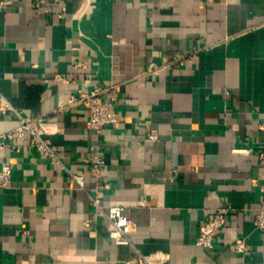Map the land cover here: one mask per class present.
I'll return each mask as SVG.
<instances>
[{
  "label": "crops",
  "instance_id": "1",
  "mask_svg": "<svg viewBox=\"0 0 264 264\" xmlns=\"http://www.w3.org/2000/svg\"><path fill=\"white\" fill-rule=\"evenodd\" d=\"M92 90L118 113L100 132L68 103ZM0 94L14 107L0 132L41 117L59 160L27 134L19 150H0L12 169L0 187V264H136L134 247L167 253L164 264H264L253 224L264 194V0H0ZM90 196L124 207L132 245L114 243ZM221 207L229 218L212 246L196 244ZM239 237L244 253L231 248Z\"/></svg>",
  "mask_w": 264,
  "mask_h": 264
},
{
  "label": "built area",
  "instance_id": "2",
  "mask_svg": "<svg viewBox=\"0 0 264 264\" xmlns=\"http://www.w3.org/2000/svg\"><path fill=\"white\" fill-rule=\"evenodd\" d=\"M49 0H33V8L39 9ZM153 69V64L150 65ZM69 104L82 105L88 110L87 126L90 129L100 132L107 125L115 123L118 119V113L115 111L112 103L102 101L100 91L92 90L89 92H79L77 95H71L68 100ZM7 110H14L10 102L0 94V113H5ZM49 123L41 118H29L23 115L18 116L17 125L8 131L0 132V150L9 147L10 149L19 150V141L27 134L31 145L37 153L44 158H49L52 161H59L54 152L52 143L48 134L51 130ZM150 138L155 139L156 135L150 133ZM8 140V141H7ZM100 159L93 158L92 171L97 175L100 170ZM11 166L7 162L0 165V187H5L10 183ZM71 180L78 187L83 188V178L70 171H67ZM90 202L94 208V217L101 218L107 228L108 236L116 244H131L128 234L135 230V223L126 214L124 207L119 205L104 206L96 197L90 196ZM229 207H221L215 210L209 217L203 220L198 228L196 244L211 247L213 240L219 230L227 222L229 218ZM85 225L89 224V220L84 221ZM255 228L264 230V194L260 195L258 206L253 217ZM247 243L244 237H239L234 240L231 248L240 253L247 250ZM134 258L127 263L135 262L136 264H164L168 261L167 253L157 250L150 253H142L136 247Z\"/></svg>",
  "mask_w": 264,
  "mask_h": 264
}]
</instances>
